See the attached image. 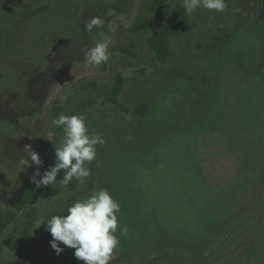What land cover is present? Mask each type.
Listing matches in <instances>:
<instances>
[{
  "label": "rangeland",
  "instance_id": "rangeland-1",
  "mask_svg": "<svg viewBox=\"0 0 264 264\" xmlns=\"http://www.w3.org/2000/svg\"><path fill=\"white\" fill-rule=\"evenodd\" d=\"M49 1L40 17L24 18L23 32L13 5L32 0L0 6V32L15 39L0 68V211L30 190L37 220L46 219L105 188L120 204L110 264H264V0H226L219 13L198 8L171 39L167 64L150 62L131 32L146 0ZM175 4L183 0H171L165 15ZM97 16L103 29L87 32ZM78 21L87 48L108 43L109 61L84 66ZM43 35L54 49L16 42L36 46ZM117 74L124 85L114 105L105 92ZM58 112L83 114L105 139L74 191L60 178L39 188L31 181V151L45 156V144L62 140L52 125ZM36 227L10 249L1 236L0 264H83L62 243L57 255L46 227Z\"/></svg>",
  "mask_w": 264,
  "mask_h": 264
},
{
  "label": "clouds",
  "instance_id": "clouds-1",
  "mask_svg": "<svg viewBox=\"0 0 264 264\" xmlns=\"http://www.w3.org/2000/svg\"><path fill=\"white\" fill-rule=\"evenodd\" d=\"M184 11L191 16L198 8L223 12L227 8L226 0H183ZM105 21L97 16L85 25L87 32L94 28L103 29ZM108 43L96 41L84 55V66H98L109 61ZM56 128H63L64 136L58 147L54 148V162L41 175L43 166L39 153L31 151L30 161L36 166L31 181L37 188L56 183L57 174L64 172V185L75 179L81 184L90 175L86 163L96 158V146L104 145L105 139L100 132H90L83 114H59L52 120ZM29 161L21 159L20 164L28 165ZM37 176L40 179H37ZM119 202L105 188L90 193L83 199H76L65 210L64 214L51 215L37 220V227L44 225L52 239L51 248L59 255L64 249L62 243L74 249V257L83 264H110L114 250L119 245L116 235ZM36 227V228H37ZM127 228L120 229V235H126Z\"/></svg>",
  "mask_w": 264,
  "mask_h": 264
},
{
  "label": "trees",
  "instance_id": "trees-1",
  "mask_svg": "<svg viewBox=\"0 0 264 264\" xmlns=\"http://www.w3.org/2000/svg\"><path fill=\"white\" fill-rule=\"evenodd\" d=\"M16 1L19 5H21V0H15V2ZM104 1L107 2L108 0ZM41 2L42 0H32V2L26 4V6L23 8H20L22 6L19 7L14 3V9L22 11L21 15H19V18L21 17L20 22L16 21V24H19V29L17 32L22 30V25H24L22 22L26 21L24 18L31 20L33 16L40 17L46 12V10L49 8V5L51 6V2L49 0L47 4H41ZM1 3L2 0H0V6ZM95 3L96 5H99L97 2ZM101 3H103L102 0ZM170 3L171 0H146L144 6L147 14L144 17L137 18L133 27L131 28L132 34L135 35L136 38H139L143 41L146 50L151 56L149 58L150 62H158L160 64L169 63L174 56L171 46V39L182 33L186 27L188 15L185 13L183 6L175 4L171 6L169 12L165 15V9L170 5ZM77 25L79 27H76L77 33L85 41V47L83 49L87 51V47L90 44L89 36L84 31L81 21H78L75 26ZM4 32L5 33L0 32V68L3 66L1 63V59H3L4 56L3 53L7 52V50L15 43L14 35L12 36V33H7L6 31ZM21 32H23V30ZM16 42L23 46L25 50L35 48L44 51V46L46 44L48 46H52L53 49L56 47L54 46L55 43L53 42V44H51L45 35H43L41 39H38L40 44L36 46L32 45L34 41H32L31 44V41H29L28 38H20ZM25 50L23 49V51ZM46 57L49 59V56ZM46 64H50V62L46 60V62L42 63V65ZM8 65L10 64L8 63L7 66ZM123 85L124 80L122 76L119 74L115 75L111 88L105 92L106 100H108L111 104L117 105L116 98L122 92ZM59 114L61 113L58 112L56 118ZM58 130L60 132L61 139H63V128H58ZM45 145L47 154L40 157V159L43 161V166L39 169L41 175H43V172L53 164L55 158L54 148L57 147V145L54 143ZM63 175L64 172L61 171L57 174L56 178L62 179ZM78 185L79 182L73 179L69 181L66 187L68 190L74 191ZM33 196V193L28 190L19 203L14 206V209L0 211V238L3 234H8V238L3 241V245L9 249L15 245L19 238L28 236L36 225L38 210L33 204ZM19 214H21V216H19Z\"/></svg>",
  "mask_w": 264,
  "mask_h": 264
}]
</instances>
